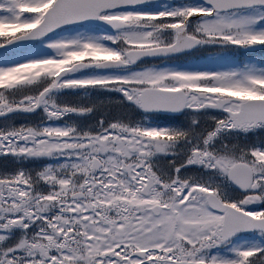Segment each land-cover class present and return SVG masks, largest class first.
<instances>
[{
  "label": "snow or ice",
  "instance_id": "obj_1",
  "mask_svg": "<svg viewBox=\"0 0 264 264\" xmlns=\"http://www.w3.org/2000/svg\"><path fill=\"white\" fill-rule=\"evenodd\" d=\"M0 264H264V0H0Z\"/></svg>",
  "mask_w": 264,
  "mask_h": 264
}]
</instances>
